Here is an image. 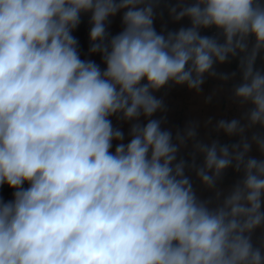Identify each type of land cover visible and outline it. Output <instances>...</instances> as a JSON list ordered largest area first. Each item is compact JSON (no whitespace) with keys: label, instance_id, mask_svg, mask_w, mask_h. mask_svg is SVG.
I'll return each instance as SVG.
<instances>
[{"label":"clouds","instance_id":"9594fccd","mask_svg":"<svg viewBox=\"0 0 264 264\" xmlns=\"http://www.w3.org/2000/svg\"><path fill=\"white\" fill-rule=\"evenodd\" d=\"M4 185L0 264H264V0H0Z\"/></svg>","mask_w":264,"mask_h":264},{"label":"crops","instance_id":"0c3cea01","mask_svg":"<svg viewBox=\"0 0 264 264\" xmlns=\"http://www.w3.org/2000/svg\"><path fill=\"white\" fill-rule=\"evenodd\" d=\"M157 26H159L157 24ZM90 25L88 23V16L84 15L81 18V24L77 30L73 32V35L79 41L80 55L81 59H91L94 60L97 64L104 68V64L101 61L99 54H88L89 49V32ZM121 30L120 16L118 15L115 18H112V23L110 25V31L113 34L118 33ZM220 71L232 72L237 70V61L233 60L229 64L220 65ZM216 81L209 79L204 87L205 94H208L212 91ZM168 104L171 109L169 112V121L170 124L183 127L184 123L192 118L193 116L204 117V116H222V115H231L233 109L230 108L228 103L221 98L219 101L214 100L212 104L205 106L202 103V97H196L193 93L189 92L185 88H175L168 96ZM125 132L127 128L125 127ZM227 142V138H224ZM236 173L231 169L228 170L225 176L224 184L222 186H228L237 178ZM194 185L198 186V181H195L193 175ZM27 186V185H25ZM13 189L9 188L7 185H4L0 188V199L4 201H9L13 199L12 196ZM203 195H210L207 192H204Z\"/></svg>","mask_w":264,"mask_h":264},{"label":"built area","instance_id":"2783aa9c","mask_svg":"<svg viewBox=\"0 0 264 264\" xmlns=\"http://www.w3.org/2000/svg\"><path fill=\"white\" fill-rule=\"evenodd\" d=\"M1 188V187H0Z\"/></svg>","mask_w":264,"mask_h":264}]
</instances>
